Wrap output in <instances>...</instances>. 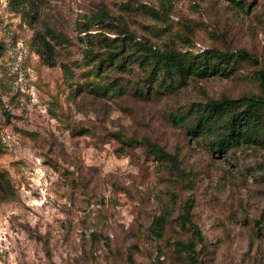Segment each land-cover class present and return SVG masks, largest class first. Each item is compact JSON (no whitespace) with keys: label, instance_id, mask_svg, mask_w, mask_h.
Masks as SVG:
<instances>
[{"label":"rangeland","instance_id":"obj_1","mask_svg":"<svg viewBox=\"0 0 264 264\" xmlns=\"http://www.w3.org/2000/svg\"><path fill=\"white\" fill-rule=\"evenodd\" d=\"M261 75L264 0H0V264H264V148L193 129Z\"/></svg>","mask_w":264,"mask_h":264},{"label":"trees","instance_id":"obj_2","mask_svg":"<svg viewBox=\"0 0 264 264\" xmlns=\"http://www.w3.org/2000/svg\"><path fill=\"white\" fill-rule=\"evenodd\" d=\"M39 42L43 48L49 53L48 58L50 60L51 53L53 52V46L42 36H39ZM209 54L208 50H204L201 53L193 54V62L188 67H185L183 62L178 58L177 55L171 54L167 57L169 64H171L178 72L188 73L192 70H204L206 65L201 62ZM213 54V53H212ZM216 56L226 59L220 53H215ZM260 86L264 95V75L260 77ZM247 102L249 99H246ZM248 111L246 113H235L231 116L230 121H225V116L228 114L229 109L226 105L219 102H210L207 104L208 112L203 114L193 125V129L197 131L202 126H208L215 124L217 120L224 122V130L219 134L216 139V146L220 149L237 147L239 148L242 144H246L249 147H261L264 148V125H263V114L261 108L264 107V96H260L258 100H251ZM228 104V102H225ZM223 126V125H222ZM191 249L189 255L190 262L192 264H199V260Z\"/></svg>","mask_w":264,"mask_h":264}]
</instances>
